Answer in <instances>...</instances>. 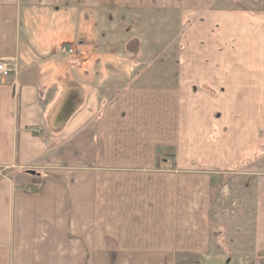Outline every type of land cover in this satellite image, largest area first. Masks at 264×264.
Here are the masks:
<instances>
[{
	"label": "crops",
	"instance_id": "obj_1",
	"mask_svg": "<svg viewBox=\"0 0 264 264\" xmlns=\"http://www.w3.org/2000/svg\"><path fill=\"white\" fill-rule=\"evenodd\" d=\"M252 1L0 0V264H264L263 176L212 243L214 175L264 145Z\"/></svg>",
	"mask_w": 264,
	"mask_h": 264
},
{
	"label": "rangeland",
	"instance_id": "obj_2",
	"mask_svg": "<svg viewBox=\"0 0 264 264\" xmlns=\"http://www.w3.org/2000/svg\"><path fill=\"white\" fill-rule=\"evenodd\" d=\"M240 1L243 4L244 2H248L253 5L252 0ZM232 2L236 3L235 1ZM63 46H68L75 52L74 56H69L72 58L74 65L78 66L83 64V56L81 57L77 44H64L61 48ZM61 54L63 56L65 55L63 52ZM77 60H79V64L76 63ZM0 170L2 171L0 178L5 177L9 171L8 168L5 169L2 167H0ZM201 170L207 169L201 168ZM216 173L217 174L214 175L215 183L213 185L214 188L212 194L213 232L216 233V235L213 237L212 243L214 249L218 253L224 252L227 255L229 253V248H236L238 240L234 238V236L238 231H243L244 228L247 229L248 227L250 228L249 230L252 231V204L248 205L253 199V185L251 184V180L256 178L254 175L264 177V145L262 146L260 156L257 158L241 163H237L236 160H233L232 165L228 170H220ZM245 204L247 206H244ZM242 207L245 208V214L243 211L241 212ZM226 258L233 259L235 257L231 255L220 256V263L223 264ZM199 259L200 258L191 264H204L203 262L206 258H203L202 261Z\"/></svg>",
	"mask_w": 264,
	"mask_h": 264
},
{
	"label": "built area",
	"instance_id": "obj_3",
	"mask_svg": "<svg viewBox=\"0 0 264 264\" xmlns=\"http://www.w3.org/2000/svg\"><path fill=\"white\" fill-rule=\"evenodd\" d=\"M61 51L67 55V56H74L75 52L72 48H69L68 46H63L61 48ZM61 52V53H62ZM79 64V60L76 62ZM19 64L17 59H1L0 60V76L8 79L12 77H17L19 74ZM2 175V171L0 170V176Z\"/></svg>",
	"mask_w": 264,
	"mask_h": 264
}]
</instances>
